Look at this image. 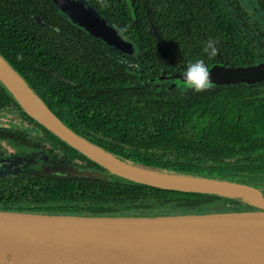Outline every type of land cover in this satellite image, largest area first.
<instances>
[{"label":"trees","instance_id":"obj_1","mask_svg":"<svg viewBox=\"0 0 264 264\" xmlns=\"http://www.w3.org/2000/svg\"><path fill=\"white\" fill-rule=\"evenodd\" d=\"M86 1L137 44L138 60L149 68L147 74L138 77L136 69L114 58L118 53L113 48L71 23L50 0H0V54L51 111L80 134L62 115L86 108L88 99L96 110L87 122L99 125L96 136L105 151L143 167L264 189V83L174 97L166 91L150 93L147 85L148 77L157 76L161 68L183 70L197 59L208 69L263 62L264 35L258 36L259 44L254 42L248 31L253 22L243 0ZM251 1L264 15V0ZM155 32L169 51L168 62ZM209 40L216 48L211 57L204 52ZM66 71L77 76L75 88L65 81ZM11 105L30 118L0 82V111ZM8 132L0 128V140ZM1 178L0 202L20 199L23 210L37 203L40 212L94 216L255 210L240 200L167 191L120 177L52 178L40 180V189L31 179Z\"/></svg>","mask_w":264,"mask_h":264},{"label":"water","instance_id":"obj_2","mask_svg":"<svg viewBox=\"0 0 264 264\" xmlns=\"http://www.w3.org/2000/svg\"><path fill=\"white\" fill-rule=\"evenodd\" d=\"M50 1L71 23L108 46L127 56L136 53V45L125 39L118 28L86 0ZM157 44L167 60L169 51L159 37ZM0 57L27 87L28 97L33 103H29L10 83L7 74L0 70V82L27 114L107 170L102 173L65 164L47 173L108 181L120 177L167 191L240 200L255 208L209 214L139 217L0 211V264H264V189L229 180L143 167L121 159L70 129L1 54ZM208 71L213 87L264 83V61L242 67L214 66ZM156 82L181 86L182 73L161 75ZM28 108L40 111L41 116H35ZM0 127H12V124L0 117ZM86 144L99 149L103 155ZM22 166H25L22 162H0V174ZM246 197H256L258 203L250 202Z\"/></svg>","mask_w":264,"mask_h":264},{"label":"flooded vegetation","instance_id":"obj_3","mask_svg":"<svg viewBox=\"0 0 264 264\" xmlns=\"http://www.w3.org/2000/svg\"><path fill=\"white\" fill-rule=\"evenodd\" d=\"M243 3H245L247 6V0H243L242 4ZM253 6H255V4H253ZM257 10L259 11L258 8ZM247 14H248L247 15L248 20L253 22V24L248 27V31L251 32L250 34H253L255 36L256 40H254V42L259 44L260 39L258 38V36L264 35V15L259 11L260 14L259 18H255L253 15V7L251 8V11L248 10ZM155 35L158 37L157 32H155ZM156 43H157V38H156ZM134 44L136 45L137 51L133 56H127L113 48L118 53L115 55L114 58L117 59L122 64L124 63L126 65L129 64L132 67V69H136L135 71L137 73L139 72L137 74L138 77L139 76L143 77L145 74H147L149 68H147L144 64L139 62L138 60L139 58L137 56L138 46L136 43ZM161 55L163 56L162 53ZM262 55H264V47L262 49ZM168 59H170L169 56L167 60L164 59L165 62H168L169 61ZM224 65L216 64L214 66H224ZM143 66L145 68H143ZM171 67L173 66H169L168 68L166 67L161 68L157 76H151L149 74L150 76L148 77L147 85L149 86L150 93H160L162 91H166L167 94H169L170 91L169 86L164 87V85H161L157 87L158 85L156 79L159 78L161 75L171 76L174 74H180L183 71L176 69L171 71ZM126 69L128 70V68ZM147 69L148 71H146ZM64 79L66 82L73 83L74 88L78 86L77 76L73 75V73L66 71ZM85 88H87V86H85ZM94 95L95 93L91 94L92 97ZM86 102H87L86 108L78 109L75 112L67 111L66 113H64V115H62V117L66 120V122H69V124L75 130H77L80 133L78 134L79 136H81L86 140L90 139L88 140L89 142L104 149L101 142L97 140L98 134L95 131V128L98 127L99 125L89 124L87 122L90 118L92 119L94 117L96 107L92 101L86 99ZM55 106L62 107L61 104L59 103H56ZM62 108L65 110L66 106ZM21 109L27 114V112L22 107ZM53 109L57 113L59 112L57 108L53 107ZM68 115H70L73 119H69V118L66 119V116ZM27 116L28 118L29 117L30 118L27 119L24 115L19 113L18 109L13 105L9 107V110L0 111V117L12 124V127H0L1 129H5L9 131L8 132L9 136H7V138H5L4 140H0V162H4V163L22 162L25 165L16 170H11L6 173L0 174V180L2 179L1 177L7 178L1 182H7L9 180L17 181L20 180V178H27L37 182V185L39 186L40 189V180L48 181L49 179L52 178L64 179L69 177V176H55L51 173H47L49 171L58 169L59 167L65 164H74L78 166H83L86 169H90L102 173L107 172V170L104 167L98 165L96 162L90 160L85 155H83L73 147L69 146L66 142L61 140L59 137H57L55 134L49 131L46 127L38 123L29 114H27ZM75 119L77 121L76 123H74ZM113 155L121 158L116 154ZM35 207L37 208V210L34 209ZM0 211L38 214V215L94 216V215H78L75 212H68V211H62V213L40 212V203L33 205L30 209L23 210L20 199L12 200L10 202H5V203L0 202Z\"/></svg>","mask_w":264,"mask_h":264},{"label":"clouds","instance_id":"obj_4","mask_svg":"<svg viewBox=\"0 0 264 264\" xmlns=\"http://www.w3.org/2000/svg\"><path fill=\"white\" fill-rule=\"evenodd\" d=\"M204 52L210 57L216 53V48L212 40L206 42ZM182 88L191 89L194 92H204L213 87V81L208 71V67L203 59L189 62L182 71Z\"/></svg>","mask_w":264,"mask_h":264},{"label":"bare ground","instance_id":"obj_5","mask_svg":"<svg viewBox=\"0 0 264 264\" xmlns=\"http://www.w3.org/2000/svg\"><path fill=\"white\" fill-rule=\"evenodd\" d=\"M0 70L4 73L7 74V79H9L10 83L12 85H14L15 89L16 90H19L22 95L28 99L29 103H33L31 101V99L28 97V94H27V91H26V86L24 85V82L17 76V74L11 69L9 68V66L7 65V63H5V61H3L0 57ZM30 110L31 113H33L35 116H41L40 115V111H35L33 110V108H28ZM37 114V115H36ZM86 146H88L90 149H93L95 150L99 155H103L99 149L93 147V146H90L88 144H86ZM105 157H111V156H108L106 154H104ZM177 178H181V179H184V180H188L187 178H184V177H180V176H177ZM246 199H248L250 202H253V203H258V200L256 197H246Z\"/></svg>","mask_w":264,"mask_h":264},{"label":"rangeland","instance_id":"obj_6","mask_svg":"<svg viewBox=\"0 0 264 264\" xmlns=\"http://www.w3.org/2000/svg\"><path fill=\"white\" fill-rule=\"evenodd\" d=\"M253 7V15L255 18H259L260 14H259V11L257 10V8L255 6H253V2L251 1H248L247 2V8L249 11H251V8ZM157 87L161 86V85H164V87H167L169 86V94H170V97H174L176 94H180V95H186L187 92L191 91V89H188V90H185L182 88V86H174L173 84H171L170 82H160V83H157ZM166 85V86H165ZM155 88V86H154Z\"/></svg>","mask_w":264,"mask_h":264}]
</instances>
